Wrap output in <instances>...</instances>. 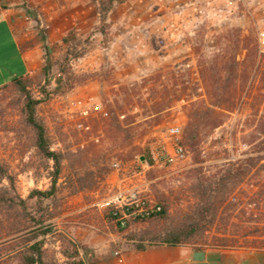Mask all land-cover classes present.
I'll use <instances>...</instances> for the list:
<instances>
[{
    "label": "rangeland",
    "instance_id": "rangeland-1",
    "mask_svg": "<svg viewBox=\"0 0 264 264\" xmlns=\"http://www.w3.org/2000/svg\"><path fill=\"white\" fill-rule=\"evenodd\" d=\"M22 5L30 9L23 22L42 44L47 74L24 78L25 93L14 83L0 89V165L7 176L0 183V264H23L20 252L39 232L35 220L76 242L87 264L95 263L100 246L114 252L126 243L148 244V238L194 221L197 182L218 177L251 148L257 82L226 125L203 133L201 164L187 148L185 161L162 163L165 149L171 151L167 130L183 132L188 122L186 101L179 99L207 100L200 64L228 55L244 60L245 38L250 48L264 52V0L214 6L210 0H22ZM60 11L67 18L55 15ZM28 96L37 102L35 116L51 150L62 156L56 193L49 198L31 197L51 190L53 162L36 149L26 124ZM94 105L108 115L93 113ZM84 110L89 113L81 120ZM142 157L159 162L144 168L140 196L161 204L167 214L120 233L106 217L105 204L114 195L112 164L134 163L140 170L135 162ZM225 189L223 207L188 245L264 249V162ZM228 205L238 209L227 213ZM38 240H45L49 259L64 264L59 234Z\"/></svg>",
    "mask_w": 264,
    "mask_h": 264
},
{
    "label": "trees",
    "instance_id": "trees-1",
    "mask_svg": "<svg viewBox=\"0 0 264 264\" xmlns=\"http://www.w3.org/2000/svg\"><path fill=\"white\" fill-rule=\"evenodd\" d=\"M108 11L106 10V13ZM102 15L105 17V14ZM243 49L247 54L242 61L238 60L239 57L236 55H228L222 57L220 62L214 60L209 64L199 65V76L206 88L207 100L181 98L178 101H186L184 109L188 119L182 132V145L194 155L195 163L201 164L199 149L203 133L207 131L214 132L226 125L229 122L228 115L234 111H240L251 88L255 85L254 82H257V92L253 96L254 103L252 102L251 105L252 108L258 111L255 114L257 119L254 120L256 125L252 128L248 141V145L251 147L250 150L243 154L242 159L230 162L218 177L207 182L202 180L197 182V198L200 200V206L194 221L148 238V244L135 246L137 250H144L148 245H188L193 237L203 232L201 225L205 221H213L223 207L226 185L236 179L243 180L251 173V168H255L261 162H264V111L259 115L260 107L264 109V52L256 47L250 48L247 38H245ZM45 70L47 73V68ZM23 80H15L12 83L19 86L21 91L25 93V88L22 86ZM27 100L26 124L34 132L35 147L44 159L53 162L51 190L48 192L36 191L31 194V197L49 198L56 193L57 181L61 175L62 156L51 150L45 126L35 116L37 102L29 96ZM5 177H7L6 171L0 165V183ZM158 206L161 208L158 212L137 214V216L132 215L136 211L134 208L128 210L107 209L106 217L122 233L133 224L147 222L166 215L167 209L161 204H158ZM224 209L227 213L232 214L238 209V206L228 205ZM53 218L54 216L51 219ZM208 218L211 220H208ZM34 224L39 225V232L37 234L35 232V236L29 238L21 250L20 255L23 264H61L58 260L47 257L44 251L45 240H38V236L45 239L48 235L56 234H59L62 238L60 253L65 258L64 264H87L80 251V249H83L76 242L58 232L51 224L43 226L41 220H35ZM130 240H135V238L131 237Z\"/></svg>",
    "mask_w": 264,
    "mask_h": 264
},
{
    "label": "crops",
    "instance_id": "crops-1",
    "mask_svg": "<svg viewBox=\"0 0 264 264\" xmlns=\"http://www.w3.org/2000/svg\"><path fill=\"white\" fill-rule=\"evenodd\" d=\"M188 1L190 4L198 2ZM224 1L210 0V4L214 6ZM29 12L30 9L22 5V0H0V89L15 80L41 78L47 74L42 44L36 40L35 31L23 22L24 15ZM55 15L62 17L65 13L60 11ZM49 16L52 18L54 13H49ZM112 178L114 187L118 174L113 172ZM195 252H202L203 256L195 257ZM94 256V264H264V249L194 248L191 245H148L140 251L126 243L120 250L112 252L111 247L105 244L94 251Z\"/></svg>",
    "mask_w": 264,
    "mask_h": 264
},
{
    "label": "built area",
    "instance_id": "built-area-1",
    "mask_svg": "<svg viewBox=\"0 0 264 264\" xmlns=\"http://www.w3.org/2000/svg\"><path fill=\"white\" fill-rule=\"evenodd\" d=\"M260 41L261 46L264 49V39L260 38ZM91 111L95 114L101 115L102 117H106L108 115L107 112L103 111L99 105H94L91 108ZM88 113V110L80 112L81 120L84 119ZM76 127L78 129H82L83 123L79 121L76 124ZM167 131L170 140L172 141L171 151L165 149L161 158L162 163L176 164L185 161L187 159V151L181 142V128L172 126L168 128ZM158 162L159 161L156 157H152L151 161L146 157H142L135 162L136 165L141 167L140 170L132 167L134 163L114 162L112 164V169L118 174V181L113 187L114 195L110 197L105 204L107 207L106 209L128 210L134 208L136 211L132 214L133 216H137V214H148L160 211L161 208L158 204L150 203L148 200L140 196L143 192L137 186L138 182L145 179L144 168L152 169L155 164H158ZM116 256H118V253Z\"/></svg>",
    "mask_w": 264,
    "mask_h": 264
},
{
    "label": "water",
    "instance_id": "water-1",
    "mask_svg": "<svg viewBox=\"0 0 264 264\" xmlns=\"http://www.w3.org/2000/svg\"><path fill=\"white\" fill-rule=\"evenodd\" d=\"M194 256L195 257H202L203 253L202 252H195Z\"/></svg>",
    "mask_w": 264,
    "mask_h": 264
}]
</instances>
